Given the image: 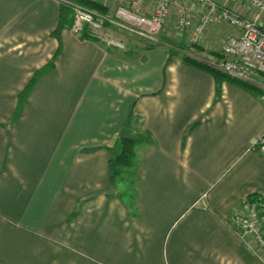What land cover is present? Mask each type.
<instances>
[{
	"label": "crops",
	"instance_id": "obj_1",
	"mask_svg": "<svg viewBox=\"0 0 264 264\" xmlns=\"http://www.w3.org/2000/svg\"><path fill=\"white\" fill-rule=\"evenodd\" d=\"M90 1L108 14L131 0ZM183 1L195 25L203 10ZM216 1L264 28V11ZM59 10L58 0H0V264H258L227 219L264 191V157L250 151L264 131L261 91L228 80L217 95L213 76L182 60L219 57L239 29L219 9L197 52L123 57L68 29L52 36ZM139 124L152 143L137 149L130 208L108 195V160L122 128Z\"/></svg>",
	"mask_w": 264,
	"mask_h": 264
},
{
	"label": "built area",
	"instance_id": "obj_2",
	"mask_svg": "<svg viewBox=\"0 0 264 264\" xmlns=\"http://www.w3.org/2000/svg\"><path fill=\"white\" fill-rule=\"evenodd\" d=\"M65 4L72 16L67 28L81 40H90L103 48L124 50L123 41L110 34L112 26H120L131 32L154 38L162 31L167 19L176 10V28L180 32L190 31V41L198 43L203 30L214 23L215 14L222 9L223 16L231 25L239 29L237 36H228L222 40L219 57L207 61L209 66L218 69L230 78L256 87L261 91L264 103V28L257 22L232 12L216 0H185L202 8L195 25L183 0H155L149 14L144 11L148 0H131L126 5L116 6L108 14H100L81 7L77 2L58 0ZM244 2L248 8L258 13L264 11V0H233ZM84 34L87 37L84 38ZM212 59V60H211ZM250 151L264 157V131L252 143ZM228 225L236 232L247 249L254 255L258 264H264V191L244 198L227 219Z\"/></svg>",
	"mask_w": 264,
	"mask_h": 264
},
{
	"label": "trees",
	"instance_id": "obj_3",
	"mask_svg": "<svg viewBox=\"0 0 264 264\" xmlns=\"http://www.w3.org/2000/svg\"><path fill=\"white\" fill-rule=\"evenodd\" d=\"M74 1L83 4L88 9L100 13V14H107L106 11L102 5H100L97 2L90 1V0H69ZM72 22V16L69 8L65 4H60V10H59V20H58V26L57 28L51 33L52 36L55 38H59L60 32L64 29H67ZM87 37L86 34H84V38ZM108 52L114 53V54H120L121 56L125 57H134L133 55H128L126 53H120L113 49L104 48ZM153 48H150V50ZM58 55V52L53 56V59L50 63H48L46 66L42 67L40 70L36 71L28 83V85L24 88V90L21 92L19 99H18V106L16 108L15 114L13 119H16L22 110V106L25 103V101L28 98L29 93L31 92L34 84L36 81L46 72L50 71L54 68V61ZM170 59L172 56H169ZM182 60L187 62L188 64L197 67L201 70H204L208 73H210L213 76V79L216 83V94H219L220 84L223 81H233L237 84H239L241 87L247 89L251 93L258 94L259 90L256 87H253L251 85H248L246 83L234 80L227 76L226 74L222 73L218 69H215L211 66H209L206 62H203L196 57H192L190 55H184L182 57ZM131 114V112H130ZM130 116V115H129ZM197 125L195 123L192 125L186 135L192 131V129ZM131 134L127 139L124 140H118L116 144V148L114 152L112 153L110 159L108 160V181H109V192L111 194L108 195H115L120 200H122L128 207H132L130 205V201H136L137 193H136V183H137V176H136V165L138 161L137 156V149L141 146H147L152 143V136L150 133L142 127V125H138L136 129L131 130ZM186 135L184 136V140L186 138ZM126 185H130L135 192L134 193H126L124 192L123 188ZM115 191V193H113Z\"/></svg>",
	"mask_w": 264,
	"mask_h": 264
},
{
	"label": "rangeland",
	"instance_id": "obj_4",
	"mask_svg": "<svg viewBox=\"0 0 264 264\" xmlns=\"http://www.w3.org/2000/svg\"><path fill=\"white\" fill-rule=\"evenodd\" d=\"M78 4L81 7L85 8V9H88L83 4H81V3H78ZM88 10H90V9H88ZM172 29L173 30L169 31V32H168V30L164 29L156 37L150 38V37L138 34L136 32L128 31L124 27H120V26L114 25L110 29V34H112L115 37L121 39L123 41L124 45H125V49L124 50H115V51L120 52V53L124 52V53H126L128 55H133V56L143 55L146 51L150 50V48L156 49V48H160V47H163V46L170 47L172 51L174 50V48L178 49V50H180V49L181 50H185V51H187V49L191 48V51H190L191 53H194V52L198 51V48H200L198 46L199 44L198 43L194 44L193 42L190 41V31H184L186 33L185 37H187V40L184 43H180L177 40L168 39L170 37L171 33L180 32L176 28V24L175 23H174V27ZM168 33H169V35H168ZM220 47H221V44H220ZM219 52H220V48H219ZM184 55L185 54H182V57ZM196 56L197 57L200 56L202 60L207 61L206 60L207 57H205L203 55H199L198 56L196 54ZM215 58L213 57L212 59H215ZM123 190L126 193H134L135 192V190L130 185H126L123 188ZM113 193H115V191H113ZM130 205L134 208L135 205H136V201L135 200L133 202L130 201Z\"/></svg>",
	"mask_w": 264,
	"mask_h": 264
},
{
	"label": "water",
	"instance_id": "obj_5",
	"mask_svg": "<svg viewBox=\"0 0 264 264\" xmlns=\"http://www.w3.org/2000/svg\"><path fill=\"white\" fill-rule=\"evenodd\" d=\"M131 134V131L130 129L128 128H122V130L120 131V140H124V139H127Z\"/></svg>",
	"mask_w": 264,
	"mask_h": 264
}]
</instances>
